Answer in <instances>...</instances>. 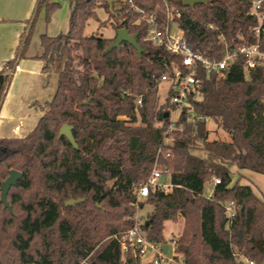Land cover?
<instances>
[{"label":"trees","instance_id":"16d2710c","mask_svg":"<svg viewBox=\"0 0 264 264\" xmlns=\"http://www.w3.org/2000/svg\"><path fill=\"white\" fill-rule=\"evenodd\" d=\"M71 1L69 30L41 34L43 50L35 55L45 72L58 67L49 107L26 136L0 138V198L10 169L21 172L7 195L13 211L0 203V264H147L133 247L123 252L122 243L145 202L153 210L141 227L154 243H168L167 221L184 220L176 251L185 264H264V198L240 180L233 183L230 169L264 174V65L246 72L240 55L222 73L200 67L202 96L191 99L196 115L185 109L177 122L183 129L173 130L165 145L175 106L172 90L163 102L159 87L180 59L146 40L147 16L154 12L160 27L175 21L195 51L220 60L227 49L257 41L250 1ZM99 6L116 30L137 33L141 56L127 42L105 54L115 37L85 34ZM60 7L61 0H38L21 52L0 71V106L7 72L25 56L40 11L49 22ZM260 43L264 50V19ZM206 118L229 139L211 140ZM65 124L73 125L78 148L59 135ZM156 165L173 187L151 189L138 201L136 189ZM214 176L221 183L214 184ZM70 199L81 200L66 205Z\"/></svg>","mask_w":264,"mask_h":264},{"label":"built area","instance_id":"2783aa9c","mask_svg":"<svg viewBox=\"0 0 264 264\" xmlns=\"http://www.w3.org/2000/svg\"><path fill=\"white\" fill-rule=\"evenodd\" d=\"M124 1H128L129 3L133 2V0ZM249 1L251 4L250 13L254 15L258 21V24L253 29L257 41L253 44L245 43L232 50L227 49L225 55L220 60H211L199 51H195L182 32H177L175 34L171 32L170 23L164 28L160 27L154 12L147 16V20L150 22V28L148 29L146 40L155 45L164 46L168 51L175 54L180 59L179 64L172 63L173 67L170 73H165L161 77V82L168 83L169 90H172L170 102L175 106V110L171 116V122L165 133V145L171 143V132L173 130L183 129V124L177 125V122L185 109L190 118H194L196 115L191 99H200L202 96V84L198 77L200 67L206 69L207 72L222 73V71L227 69L240 55L245 58L246 72L264 65V50L261 49L260 43L262 21L264 19V11L262 10L264 0ZM178 15H180V13H178ZM169 17L173 18L170 12ZM205 120L207 122L209 121L208 118ZM170 155L171 152L169 151L167 156ZM212 180L214 184L221 183L220 177L214 176ZM172 187L173 185L164 174V170L156 165L148 179L136 189L137 200L145 201L151 189H162L168 192ZM231 205L232 202L226 206L229 216L234 214ZM122 241L123 252L128 251L129 247H133L140 257H150L147 264H185L182 255L176 251V239H172L171 245L173 253L172 255H168L170 244L168 243V249L164 252L162 244L154 243L147 238L138 219L132 228L124 232ZM249 264H254V262L249 261Z\"/></svg>","mask_w":264,"mask_h":264},{"label":"crops","instance_id":"0c3cea01","mask_svg":"<svg viewBox=\"0 0 264 264\" xmlns=\"http://www.w3.org/2000/svg\"><path fill=\"white\" fill-rule=\"evenodd\" d=\"M61 1L60 9L53 13L50 22H46L45 14L38 17V30L33 32L34 38L31 37L33 43L32 40L29 42L25 56L7 72L9 84L0 106V138L26 136L35 128L56 92L58 72L56 69L45 72L44 61L35 55H40L43 50L41 34L56 36L69 30L73 2ZM37 3L38 0H0V71L21 52L23 33ZM52 20L55 25L51 27ZM59 26L61 29L55 31Z\"/></svg>","mask_w":264,"mask_h":264},{"label":"rangeland","instance_id":"374dc122","mask_svg":"<svg viewBox=\"0 0 264 264\" xmlns=\"http://www.w3.org/2000/svg\"><path fill=\"white\" fill-rule=\"evenodd\" d=\"M109 2L111 3V0H109ZM61 4H62V1H61ZM44 14H45V9H42L40 11L38 17L41 15H44ZM96 14H97V18L89 19V21L86 25V28H85V34L88 36H99V37H105V38L116 37L117 30L114 28L111 21L109 20L110 13L106 10V8L103 6L97 7L96 8ZM38 19L36 21L34 32H35V30H38V27H39V25L37 24L39 21ZM53 23H54V20L51 21V27L55 25ZM60 29L61 28L59 26L58 29H54V30L59 31ZM64 29H65V27H64ZM66 32L67 31H64V33H66ZM171 32L173 34H175L177 32H181L175 21H172V23H171ZM34 35H35V33H33L32 38H34ZM31 40L33 43V39H31ZM31 40H30V42H31ZM55 69L58 72V67H56ZM168 92H169V84L166 82H161L160 87H159V93L161 96V100L163 102L165 101V98H166ZM207 126L211 130V132H210V139L211 140H213V139H220V140L229 139L228 133L225 132L223 129H221L213 121H208ZM196 153H198L200 155H205V153L201 150H197ZM230 169H231V173H232L233 183L236 182L237 180H242L243 183H241V184L250 185L253 188V190L255 191V193L260 198H264V174L259 173V172H255L252 170H248V169H238L236 165H231ZM205 188H206V195H209L211 188H212L211 184L207 183ZM144 204H145L144 207L139 209L137 212V215H136V221L138 219L139 223L144 222L147 219L148 214L150 212H152V210H153V206L151 204H148L147 202H145ZM12 211H13V209H12ZM183 227H184V220L183 219H178V221H176V222L167 221L165 223L164 233H165V236L167 238L168 243L170 244L168 255H172V253H173L172 245H171L172 239L177 240L180 237L182 230H183ZM149 259H150L149 256L148 257H142L143 261H148Z\"/></svg>","mask_w":264,"mask_h":264},{"label":"water","instance_id":"95a60500","mask_svg":"<svg viewBox=\"0 0 264 264\" xmlns=\"http://www.w3.org/2000/svg\"><path fill=\"white\" fill-rule=\"evenodd\" d=\"M208 0H183L184 5L186 6H194L199 3H204ZM37 12V7L35 9V13ZM123 42H127L134 46L138 52V54L141 56L143 51L145 50V47H143L138 41H137V33L131 34L129 30L125 27L117 29V35L114 39V41L108 46V48L105 51V54L113 50L114 48H120L121 44ZM88 102H85L84 104H87ZM73 125L71 124H65L60 129V136H65L68 138L70 143L73 145L74 148H78V143L75 139V136L73 134ZM21 177V172L17 169H10L9 176L5 179L3 182V185L1 187V198L0 203H3L11 212L12 207L9 204V201L7 199L8 192L10 188L13 185L17 184L18 179ZM81 199H70L65 202L66 205L74 204L77 201H80ZM168 243L162 244V249L164 252L168 249Z\"/></svg>","mask_w":264,"mask_h":264}]
</instances>
